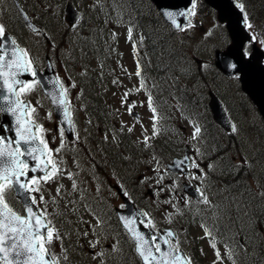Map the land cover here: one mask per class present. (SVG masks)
I'll return each instance as SVG.
<instances>
[{
  "label": "rangeland",
  "instance_id": "obj_1",
  "mask_svg": "<svg viewBox=\"0 0 264 264\" xmlns=\"http://www.w3.org/2000/svg\"><path fill=\"white\" fill-rule=\"evenodd\" d=\"M45 1H47L48 3V13L53 16L54 20H59V25H49V29L51 30V32L54 33L55 29L58 30L67 28L68 24L64 20L65 12H61L60 4L58 5L57 3L55 5H52L53 2H51L50 0ZM31 2L32 4H30V1H28V4L33 9V11H35L37 10V4L39 2L41 3L42 0H31ZM9 6L10 3L8 0H0V21L5 26L6 30H11L12 28L17 35L21 36V38L19 39L26 47V50L28 52L30 51L29 55L32 60L37 65L41 66L43 64L42 59H44V54L46 52H50L55 59L58 76L68 82V79L66 77H68V75L70 74L73 76V79L77 80L78 83H85V88L87 89V91L82 90V93H78L75 89V86H72L74 85L72 82L67 86L69 100L71 102V110L72 113L75 112L74 119L76 123V137L73 141L67 140L64 135L63 137H61L60 134L56 135L53 133L56 119L54 118V114L49 101L41 93L39 87H37L35 91L31 92L26 97L23 96L24 99L31 101L32 105L36 107V113L34 114L35 119L38 120L45 129L44 135H46V137H50L51 139L48 143L49 148L53 149L54 147L56 149L60 146L61 141H63L64 147L62 150H70L73 152L77 149V155L79 156L77 160L72 159L68 154L59 153L57 155L54 152L53 158L60 164L62 173L59 178L55 180V182L49 181L47 184L41 182L42 194L45 199L44 202L40 204V207L47 208L48 218L51 220L55 228L58 229L59 235L62 237V239L71 240L73 219L76 217V215H74L76 213L75 210L77 209L79 213H84L87 210L84 199L80 197L81 195H76V189L74 190L72 188L73 182L77 184L79 183L80 185L81 183L85 185L87 180L86 176H81L76 178L77 180H73V174L79 171L77 169V164L78 166H85L84 164L93 162L92 160L95 159L99 161H106L108 160V158L110 159L111 154H107L104 151L108 152L110 150H117V148L112 145L113 140L111 139L114 138V135L112 134L113 131L111 130V128L117 130L118 126H121L122 123H128L129 125L135 127L134 136L136 138H132V142L129 145V151L121 152L124 157H120L125 161L131 163L132 160L136 158V152H139V149L134 151L131 147H133L134 149L137 148L138 140L143 141L146 134L148 135L147 137L150 136L152 131V123L149 120H140V122H137L135 118L128 113L127 109L129 107H136V110L142 113V115H146L147 117V114L143 113V111L145 110L148 114L150 113L147 110L148 103L146 101V97H143L144 89L140 88L139 91H136L139 79L134 75L135 65L132 56V45L128 42L127 37H125L126 32L124 35V29L121 25H117L113 32V36H121L120 47L116 49L118 40H115L113 44H110L111 51L116 49L117 53L115 55L119 57L114 60L111 59L110 64H108V61L104 60V64H108L107 66L113 69V73L111 75H97L96 72L92 69V66L95 65L96 61L89 58L83 61L85 57L82 54L80 56V59L77 58L74 55L72 44H66L62 48L60 44L58 46H55L54 43L45 45L39 35L33 34L31 32L29 33L27 31L25 33L21 29V27H19V25L15 23L16 15ZM42 8L43 5L39 9ZM117 8L111 7L109 5L110 12L112 11L114 13H117ZM124 9L130 10L129 8ZM203 25L209 28H212L214 26L218 31H222L219 25L214 24L213 21L210 22L208 19L204 20ZM259 28H262V26H259L257 30ZM216 29H213V31ZM252 31L254 30L252 29ZM81 34V36L84 38L85 36H87L88 32ZM135 35L137 34L135 33ZM58 36L59 32L57 35H54L56 40ZM196 37L197 36H191L189 40L178 37V40L182 44H189L190 47L193 48V50H196V47H194L193 45V43H196L198 41V38ZM260 38V41H264V37L260 36ZM215 39L216 43L221 41L217 38ZM79 42L83 43V40H80ZM206 55L207 54L205 53V57ZM205 60L207 64V61L210 60V58H205ZM73 61H78V64L82 63L81 67L73 65ZM206 70H210V67L208 65ZM205 73L207 74L208 71H206ZM210 76H212L210 77L211 80L213 81V83L217 84V87L222 94H235V89H233L232 87V84L234 83H230L228 82V80H223L222 78H217L214 75V72H211ZM169 81L171 80L169 79ZM171 86H174L172 82ZM198 90H203V86L199 87ZM125 93H127V100L122 103V99ZM86 94H88V96H86ZM79 95H82L81 99L87 97L88 99L94 100V102L99 103V106H97L99 109L105 105L107 107L105 108L107 109L105 113L107 119H105L103 122H98L95 120V114L91 115L90 112H85L84 110L87 106H84L82 104L81 99L78 98ZM132 98L137 101L138 105L132 103ZM229 103L231 107H235L236 105L233 101H230ZM250 107L251 108L248 110V114L243 113L242 115V111L240 109L239 111H233V118L235 119V117H238L239 120L241 119L243 121V123H241L242 121L237 122L235 120L236 130L231 136H234L233 139L237 141V152L235 155H232L234 160L236 161L231 160L226 163V165H232L231 167H237L233 168L230 173L239 171L242 173V177H244L245 175L250 176L245 180V183L248 184V190H246L244 193L240 191L231 192L230 190L231 195L227 197L224 188L219 189L217 192L213 193L214 198L212 199L214 203H217V201L223 199L226 201L225 204L220 207H208V205H206L205 203L202 204L201 209L204 210V212L202 213L203 216H195V220L193 222H189L188 224V231L183 228V226L179 229L180 239L177 241V245L175 246L184 250H193V248L197 246L202 256L200 257V259L196 260L202 259L203 262H201V264H212L214 261H216L215 251L211 247V243L216 235L213 233V236H207L204 231L205 226L209 227V232H215L216 228L214 227L215 224L218 223L217 218L230 215L228 211H230L231 209L233 211L237 210L238 212H241V214L248 213L252 215L255 213L254 209L257 210L256 207L259 206L261 208V203H264V125H262V123L260 122V117L257 109L253 108L252 105ZM49 113L51 114L50 116ZM87 113H89L90 116ZM103 113L104 108L101 116L103 115ZM196 124H198L196 121H188L185 124V128L184 126H180L179 129H182L181 133L173 131L174 128H178L177 126H169L168 135H165L163 133L160 135V138L170 146L169 150H167V154L162 155L157 150H155L158 154L156 155L153 150L151 153L147 154V159L144 160L146 162V165H144L142 168H145V166H157V169H160L161 163L165 162V157L170 153L173 147L176 148L175 140L181 137L182 139H185V143L194 140L192 139V135L194 132V126H196ZM258 128L261 131L257 130ZM160 131L163 132L162 127L161 129H159V134ZM121 133L123 134L122 130ZM219 135L225 136L222 134ZM205 142H209V140L205 139ZM193 143L194 146L197 145L199 147L198 143ZM228 143L232 144L231 137H228ZM201 148L203 147L201 146ZM214 150L215 148L212 145L206 146L207 153H213ZM228 157L230 158V156ZM75 162H77V164ZM125 171L127 172V175L131 174L130 172H132V168H127V170L125 169ZM67 173L72 174L71 179L68 178ZM133 175H135V180L138 179L139 176L137 170L132 174V176ZM112 180L113 179L109 180V182H111ZM166 181L163 182L160 178L157 177L154 183L155 185H159L167 183ZM168 181L169 184H173V179H170ZM96 184L97 186L102 187L104 185V182L102 183L101 180H99ZM227 184L229 186V182ZM57 187L61 188L59 194H57L56 192ZM218 187L219 186L216 185L215 189H217ZM145 188L147 190V185L145 186ZM71 199H76L74 205L67 204L66 201H69ZM78 199H81L83 201L80 202ZM53 200L55 202H53ZM59 202H61L62 205L60 207H58ZM116 203L119 205L120 200H116ZM175 205L176 204L168 209L164 208L155 210V213H157L158 216L157 220L163 223L175 225L179 224V226H181V223H178L179 216H176ZM260 208L258 209L260 210ZM62 210L64 212H68L70 215H58V212ZM82 216L86 215L83 214ZM82 221L85 222L87 221V219L84 217L82 218ZM245 225L246 224L244 223L243 226L246 227ZM92 227L93 232L96 234L97 228H95L93 225ZM223 235L224 234H222V236ZM222 236H219V240L223 244L224 241L226 242V248L231 249L232 247H235V238H232V236L229 234L223 237ZM195 238L199 241H196ZM57 241L58 240L54 239L52 244L50 245L51 252L55 255V248L58 245L56 244ZM225 246L220 245L218 246V248L220 249L221 255L224 252V254L227 256ZM76 251L77 249H75V252ZM121 252L123 254L124 250H121ZM223 256L224 255H222V257ZM112 258L116 259L114 254ZM223 262L225 264H228L227 259H224ZM217 264H220V262L217 261Z\"/></svg>",
  "mask_w": 264,
  "mask_h": 264
},
{
  "label": "snow or ice",
  "instance_id": "obj_2",
  "mask_svg": "<svg viewBox=\"0 0 264 264\" xmlns=\"http://www.w3.org/2000/svg\"><path fill=\"white\" fill-rule=\"evenodd\" d=\"M196 4L193 0L192 9L187 13L188 16L195 14ZM243 15L245 26L251 29L253 26L247 21L246 14L243 13V5H239ZM167 18L179 29H182L180 24H176V15H185V13H164ZM27 19V17H25ZM189 22V27H191ZM132 38V29H128V39ZM7 40L6 28L0 23V114L8 115L12 118L13 123L11 128L7 125H0V261L3 264H60L59 258L51 252L50 245L53 240H62L58 229L52 225L48 217L47 208H41L40 204L44 202L42 194L41 182L47 184L49 181L55 182L62 173L60 164L53 158V153L57 155L63 149L64 144H61L55 150L49 148L48 141L44 135L45 129L38 124L35 119L36 107L32 105L31 101L22 99L31 92L35 91L38 86H42V82L37 77V70L34 61L28 54L27 50L19 49L16 42L12 41V49L10 51V58L6 61L5 56H9V52L4 50V43ZM251 41H256L253 36ZM264 44V41H256ZM241 55L247 57L249 54L242 49ZM232 69L237 68L236 63H231ZM28 74L33 79L31 82H26L20 79L21 76ZM136 77H141V68L139 63L136 64ZM53 84L58 85V96L54 103L62 109V114L65 123L71 124L70 108L71 102L67 98V89L57 79L52 81ZM74 87V85H72ZM140 88H145L143 78L139 81ZM127 100V93H125L122 103ZM147 102L151 112L156 113V109L152 107V97L148 96ZM128 113L132 115V107H129ZM51 114L49 113V116ZM158 119L156 115L149 117L152 122L153 135L158 134L156 131L155 121ZM13 131L15 138L4 135L6 131ZM129 131H132L129 128ZM233 131L235 128L233 127ZM201 133L199 126H194L192 139H197ZM59 134L63 137V129H59ZM150 137H145L144 142L147 145ZM44 157V159H40ZM39 161L36 166L29 168L28 159ZM189 160L191 163L188 167L195 168L197 172L200 171V165L191 157H184V159L175 163V167L180 168ZM40 172L41 175L29 177L28 172ZM69 179L72 178L71 173H67ZM197 178L198 177H193ZM147 179V178H145ZM77 185L73 182L72 188L75 190ZM61 191L60 187L56 188L57 194ZM10 193H15L18 197H25L24 215L18 214L10 207L8 197ZM39 194V199L37 195ZM202 202L209 203L203 192L198 191ZM53 202H55L53 200ZM170 202V201H169ZM187 204L188 201H185ZM141 216L147 217V213H140ZM120 219L124 222V227L131 235L136 244L137 255L143 261V264H191V260L185 257L178 249L170 244L168 237L174 235L173 232L168 231L164 237H158L155 234L148 237L146 234L140 232L136 227L138 217L131 218L121 216ZM97 223H101L97 217ZM141 225L144 221H140ZM148 226L155 229V224L148 219ZM205 234L211 236L209 230L205 227ZM87 233H85L86 235ZM163 239L164 244L168 245V250L164 251L159 243ZM95 247V243L92 244ZM211 247L215 251L216 261L213 264H223V257L216 242L213 240ZM103 255V253H99ZM12 257L9 259V257ZM228 258L232 259V251L227 252ZM67 259V257H65ZM235 264V261H232Z\"/></svg>",
  "mask_w": 264,
  "mask_h": 264
},
{
  "label": "trees",
  "instance_id": "obj_3",
  "mask_svg": "<svg viewBox=\"0 0 264 264\" xmlns=\"http://www.w3.org/2000/svg\"><path fill=\"white\" fill-rule=\"evenodd\" d=\"M45 0H42V2ZM61 4H64L66 1H71L75 3L83 12V19L81 20V24L79 25L78 31L80 33H86L88 32L87 36L84 38L81 36L80 40L83 39L84 47L82 50L78 49L77 51V58L80 59L81 51H84V59H93V56L95 60L99 62V64L102 63V57L105 55V49L107 45L113 44L115 42V36H113V32L117 24H119L118 19V13L110 12L109 16L107 17V11L105 9L106 4H109L111 7L119 9L123 6H126L132 11V17L133 21L135 22V29L136 30H142L144 33V41L147 46H149V50L153 56H161L162 58H165L169 55V58L174 61V64L176 66L179 65V57H180V51L181 47L178 44L177 40L173 39V36L176 34V31H174L165 21L162 19L161 14L155 9L153 4L150 2V0H59ZM38 8V7H37ZM39 9V8H38ZM117 11V12H118ZM37 12V10H35ZM46 13L49 12L47 9L45 11ZM38 17H39V13ZM113 16H112V15ZM48 21V18L42 17L41 21ZM127 23L131 25L130 20H125ZM40 24V23H39ZM41 25H43L41 23ZM70 27L65 28L64 30H61V33L59 34L60 38V45L64 44L65 38L68 35V32L70 31ZM59 30V29H58ZM58 30L55 29V33L58 34ZM199 33H203L201 30H198ZM224 40L228 39V36L226 34H223ZM86 54V55H85ZM152 57L154 59L159 60V57ZM156 60L155 64H159V62ZM169 65L173 67V71H175V65ZM80 65V64H79ZM102 65V64H101ZM92 69L96 71L94 66H92ZM186 71V73L189 75V80H191L195 75L196 72L192 68L191 64L186 65L183 69ZM97 75H101V72H96ZM69 76L72 78L73 76L69 74ZM73 79V78H72ZM75 80V79H74ZM77 81V80H75ZM88 96V95H87ZM185 100V104L189 103V101L192 102V98H189L188 96L183 97ZM193 103V102H192ZM194 104V103H193ZM88 106L90 110V114L98 115V117L95 119L97 121H104L106 118V110L107 108L105 105L102 106L100 109L97 107L99 106V103L94 102V100H90L88 102ZM104 108V113L101 116V113ZM106 122V121H105ZM211 128H207L209 133H211L215 126L210 125ZM217 128V127H216ZM217 139V136H215ZM129 139V138H128ZM128 139H124L123 141H118V145H113L117 148H119L120 151L129 149L130 142H128ZM222 139H225L224 136H222ZM167 145L164 142H161V148L165 149ZM250 176H244L242 177V173L239 172L238 176L236 177V180H231L233 184L235 183L238 187L236 190L245 191V189L248 190V185L245 183V180L248 179ZM9 201V200H8ZM10 205L16 209H20V204H17L16 202L9 201ZM254 209V214L249 217V223L246 224V227H243L241 224L236 225V221L238 218L233 216V219H228L225 222H232L233 228L232 231L234 233L235 229L241 230L239 228H244L242 231H248L251 232L252 236H248V241L251 246L246 245L242 249L243 246H241L238 243L240 254L233 258L235 261V264H264V236L259 235L260 225L264 227V203H261V208L256 207ZM260 208V210L258 209ZM259 210V211H258ZM237 214H241V212H237ZM238 222V221H237ZM225 223H220L218 226V229L220 232L224 231L225 229ZM242 231H238L242 232ZM237 234V233H236ZM245 234V232H244ZM237 240V239H235ZM239 242V241H238ZM249 249V250H247ZM131 254V253H130ZM202 255L200 254V251L198 247H194L193 251L191 253V258L193 261L195 259H198Z\"/></svg>",
  "mask_w": 264,
  "mask_h": 264
},
{
  "label": "water",
  "instance_id": "obj_4",
  "mask_svg": "<svg viewBox=\"0 0 264 264\" xmlns=\"http://www.w3.org/2000/svg\"><path fill=\"white\" fill-rule=\"evenodd\" d=\"M157 8L161 11L163 17L167 22L172 24L175 28H177L164 13L173 12V13H185V15H176L175 21L176 24H187L190 22V16L187 13L192 9L191 2L192 0H152ZM212 6L218 9L219 11V18L221 21L227 22V27L232 38V44L228 47V49L224 52H217V66L226 74L232 73H240L241 74V81L243 84L244 90L249 94L251 99L255 102L258 106L261 114L264 117V65L262 64V57L264 53L259 48H255L252 55L249 56V59L241 55L242 49H244L245 43L250 40L249 32L245 29V22L243 15L239 9H237V1L236 0H206ZM17 8L19 9L23 20L26 24L33 30V31H42V29L35 24L27 12L21 7L20 3L17 0H14ZM66 18L68 19L69 23L72 25L79 17V12L74 8V6L69 3L66 7ZM27 17V19L25 18ZM43 32V31H42ZM13 38L10 34H7V40L4 43V50L9 52V56H5V60L7 61L10 58V51L13 47L12 45ZM19 49L20 47L16 45ZM3 52H0V55ZM231 63H236L237 68L234 70L230 67ZM20 79L24 81H28L32 79V77L28 74H25L20 77ZM42 82V88L44 92L49 96L52 101L53 107L55 109V116L60 121L61 125L66 129L68 136L71 138L73 135L71 124L65 123L64 116L62 114V109L58 107L54 100L58 96L57 87L58 85L53 84L52 81L57 80V76L55 70L53 68L52 62L48 59L47 66L43 72H39L37 70V77ZM213 110L215 113L216 118L219 122L225 124L226 120H222L220 116L221 114V105L216 102L213 103ZM224 119V118H223ZM227 119V118H225ZM71 121V117H70ZM13 120L10 116L2 114V118L0 119V125H7L9 129L11 128ZM6 136L15 138V134L13 131L9 130L5 132ZM4 134V135H5ZM28 163L29 167L36 166L39 161H33L29 158ZM40 159H44V157H40ZM33 172L29 171V177L32 175ZM35 175H40V172L34 173ZM17 196V195H16ZM18 197V196H17ZM23 206H25V197H18ZM127 209L122 210L119 212L120 217H128L131 218L134 215L138 218H144L141 216L140 213L143 211L135 206L132 203L126 202ZM19 214V213H18ZM21 215V214H20ZM122 225L124 227V222L121 220ZM137 229L146 234L148 237L151 236L153 232L151 229H147L141 225L138 221L136 222ZM125 228V227H124ZM126 229V228H125ZM171 231V229H166L165 233L161 236L164 237L165 234ZM129 233V232H128ZM131 236V235H130ZM172 236L171 238H173ZM134 241V240H133ZM161 247L164 251L168 250V245L164 244V240L160 239ZM185 257L187 254L183 251H180ZM12 257L10 256L9 259ZM0 264H3V261H0Z\"/></svg>",
  "mask_w": 264,
  "mask_h": 264
},
{
  "label": "flooded vegetation",
  "instance_id": "obj_5",
  "mask_svg": "<svg viewBox=\"0 0 264 264\" xmlns=\"http://www.w3.org/2000/svg\"><path fill=\"white\" fill-rule=\"evenodd\" d=\"M256 19L259 20V18H256ZM220 134H224V132L220 130ZM216 142L219 143L220 141L217 140ZM214 148H215V150H214L213 153H217L218 160H221L223 162L224 159L227 157V153H229V156L232 159V161H236V160H234V158L232 156V155L236 154V151H237L236 145H232V144L229 145V144H227V142H224L223 144H218V146H215ZM182 152H181V154H182ZM201 152H204V154H202V156H199V158L204 160L202 162L203 166H207L208 165V161H207L208 160V154L206 152V147L202 148ZM183 154H184V152H183ZM191 154H196V150H193ZM191 158L195 160V159L198 158V156L195 155V156H193ZM112 165L114 166V163H112ZM118 165H119V162L117 163V167H118ZM230 171H231V166H227L225 164L224 168H221L220 173L224 174L225 176H227ZM191 176L192 175H190L187 179H190ZM197 177H198V180L195 182V185L198 187V189H200L201 192L205 191V190H209L208 180L206 178H203L201 173L199 175H197ZM133 191L136 192L137 190L133 187ZM180 200H187V201L191 202L192 198L187 196V195H185L184 193H182L180 195ZM114 233H115V231L113 232V236L115 237V239L118 238V241L116 242L115 240H113L112 242L113 243H118L120 240H122V237L117 235L116 233L115 234ZM82 261H84V257H82L80 259V261H78L79 264H81Z\"/></svg>",
  "mask_w": 264,
  "mask_h": 264
},
{
  "label": "bare ground",
  "instance_id": "obj_6",
  "mask_svg": "<svg viewBox=\"0 0 264 264\" xmlns=\"http://www.w3.org/2000/svg\"><path fill=\"white\" fill-rule=\"evenodd\" d=\"M261 152H262V151H261ZM118 261H119V262H121V259H120V258H118Z\"/></svg>",
  "mask_w": 264,
  "mask_h": 264
}]
</instances>
